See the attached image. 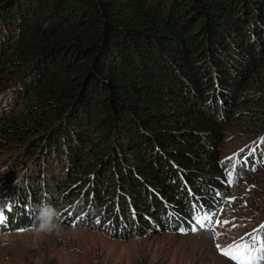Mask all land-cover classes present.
<instances>
[{
  "label": "trees",
  "instance_id": "1",
  "mask_svg": "<svg viewBox=\"0 0 264 264\" xmlns=\"http://www.w3.org/2000/svg\"><path fill=\"white\" fill-rule=\"evenodd\" d=\"M259 70L264 0H0V146L20 171L0 236L42 203L123 242L203 229L264 163V131L221 158Z\"/></svg>",
  "mask_w": 264,
  "mask_h": 264
},
{
  "label": "rangeland",
  "instance_id": "2",
  "mask_svg": "<svg viewBox=\"0 0 264 264\" xmlns=\"http://www.w3.org/2000/svg\"><path fill=\"white\" fill-rule=\"evenodd\" d=\"M246 100L234 110L225 129L221 158L240 153L264 131L255 107L264 105V70L257 71L244 90ZM0 91V102L4 101ZM12 146H0V211L16 194L20 171ZM225 205L212 215L213 223L188 234H163L120 241L87 229L61 227L59 234L35 239L32 231L6 234L10 242L0 245V264H237L222 254L239 243L252 244L253 264L264 248V163L240 184L228 188ZM227 221V223H224ZM211 229V230H209ZM217 245L220 247L218 248Z\"/></svg>",
  "mask_w": 264,
  "mask_h": 264
},
{
  "label": "clouds",
  "instance_id": "3",
  "mask_svg": "<svg viewBox=\"0 0 264 264\" xmlns=\"http://www.w3.org/2000/svg\"><path fill=\"white\" fill-rule=\"evenodd\" d=\"M36 213V223L32 227V235L35 239L43 235L60 233L61 225L58 222L60 213L56 207L42 203L36 206ZM9 242V237L0 236V245H7Z\"/></svg>",
  "mask_w": 264,
  "mask_h": 264
},
{
  "label": "snow or ice",
  "instance_id": "4",
  "mask_svg": "<svg viewBox=\"0 0 264 264\" xmlns=\"http://www.w3.org/2000/svg\"><path fill=\"white\" fill-rule=\"evenodd\" d=\"M5 207L7 206V200L4 202ZM209 223H213V218L212 217H206L205 218ZM6 221V217L4 215L3 211H0V224H5ZM198 223H200L198 221ZM224 223H227V221H225ZM201 227H205L204 224H201ZM211 230V229H209ZM21 231H24L23 229H21ZM195 231V230H193ZM255 245V241H252V244L249 245L248 243H239V244H235L234 246L228 248L227 250H225L224 252H222L223 255L225 256H230V258L237 260V264H253V258L249 255V250L251 248H253V246ZM217 247L219 248L220 246L217 245ZM259 258L260 259H264V248L260 249V254H259Z\"/></svg>",
  "mask_w": 264,
  "mask_h": 264
}]
</instances>
